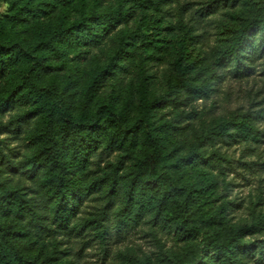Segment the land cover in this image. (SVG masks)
Instances as JSON below:
<instances>
[{
    "label": "trees",
    "instance_id": "16d2710c",
    "mask_svg": "<svg viewBox=\"0 0 264 264\" xmlns=\"http://www.w3.org/2000/svg\"><path fill=\"white\" fill-rule=\"evenodd\" d=\"M1 1L9 7L0 13V121L10 115L28 153L17 164L0 148V264H79L71 238L90 229L105 239L113 226H147L157 242L176 244L166 257L121 253L114 264H264V213L232 220L231 161L216 147L238 136L258 141L257 116L236 109L201 131L191 118L166 117L182 95L210 98L224 70L255 72L264 0H206L188 16L182 0ZM220 10L252 13L206 63L197 25ZM121 28L128 34L100 55ZM167 51L159 95L161 79L147 67ZM112 86L118 93L102 98ZM14 171L16 182L7 178ZM89 199L103 206L80 216Z\"/></svg>",
    "mask_w": 264,
    "mask_h": 264
},
{
    "label": "rangeland",
    "instance_id": "374dc122",
    "mask_svg": "<svg viewBox=\"0 0 264 264\" xmlns=\"http://www.w3.org/2000/svg\"><path fill=\"white\" fill-rule=\"evenodd\" d=\"M111 1V0H108ZM187 3L188 16L206 0H182ZM9 7L8 2H0V13ZM222 10L211 16L200 19L197 25L198 33L202 34L201 43L205 53L206 63H212L214 58L226 44L231 30L237 25L240 18L249 15L250 11L244 10L232 13L231 16H223ZM72 16H79V11L72 10ZM195 16V15H194ZM129 30L121 28L115 32V36L100 51V55H106L111 45H116L122 35H127ZM110 39V38H109ZM156 53V52H155ZM163 57V62L152 63L147 68L151 73L160 77L161 82L157 88L160 95L168 88V79L171 69V51L156 53ZM264 58L256 63L253 74L236 77L225 71L217 82L215 90L210 98L196 100L192 96L182 95L175 107L166 111L169 119H190L191 123L201 131L214 125L216 119L222 118L229 111L240 109L257 116V123L262 132L258 141L251 138L238 136L236 138L219 139L216 147L231 161L227 165L225 195L234 202L231 207L230 217L234 222L251 221L254 215L264 213ZM136 87V86H135ZM115 86L106 89L102 98L116 95ZM185 120V121H186ZM10 115L6 114L0 121V148L10 157L14 163L21 164L28 153L24 145L22 133L14 125H9ZM177 122V121H176ZM8 124V125H7ZM15 175L9 173L7 178L16 182L21 178L19 171ZM21 186L28 189L30 195L33 189L29 181H22ZM103 206L100 200L89 199L84 206L87 216L95 208ZM45 219L42 222L46 226L51 225L50 215L41 214ZM109 234L104 239L96 236L94 230H87L86 236L73 237L69 243L71 258L77 259L79 264H114L119 260L121 253L142 258L146 255L153 257H166L175 250L176 244L169 236L160 237L157 242L147 226L131 231L117 233L116 226L109 229ZM264 239V236H259Z\"/></svg>",
    "mask_w": 264,
    "mask_h": 264
}]
</instances>
